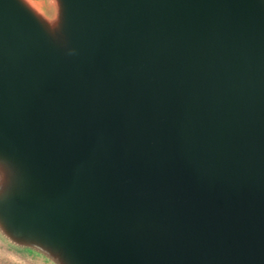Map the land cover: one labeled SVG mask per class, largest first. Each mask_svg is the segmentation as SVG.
Instances as JSON below:
<instances>
[{
    "label": "water",
    "instance_id": "95a60500",
    "mask_svg": "<svg viewBox=\"0 0 264 264\" xmlns=\"http://www.w3.org/2000/svg\"><path fill=\"white\" fill-rule=\"evenodd\" d=\"M0 264H264V0H0Z\"/></svg>",
    "mask_w": 264,
    "mask_h": 264
},
{
    "label": "snow or ice",
    "instance_id": "6c2138e0",
    "mask_svg": "<svg viewBox=\"0 0 264 264\" xmlns=\"http://www.w3.org/2000/svg\"><path fill=\"white\" fill-rule=\"evenodd\" d=\"M29 2H32V0H29Z\"/></svg>",
    "mask_w": 264,
    "mask_h": 264
}]
</instances>
